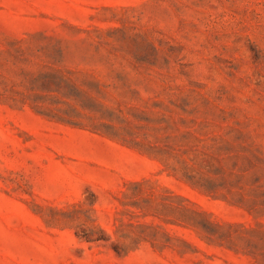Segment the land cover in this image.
I'll return each instance as SVG.
<instances>
[{"label":"rangeland","instance_id":"1","mask_svg":"<svg viewBox=\"0 0 264 264\" xmlns=\"http://www.w3.org/2000/svg\"><path fill=\"white\" fill-rule=\"evenodd\" d=\"M0 264H264V0H0Z\"/></svg>","mask_w":264,"mask_h":264}]
</instances>
